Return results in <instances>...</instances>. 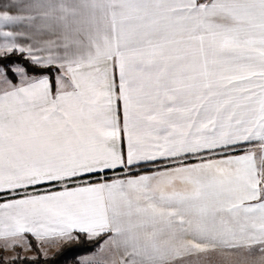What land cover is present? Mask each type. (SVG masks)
Wrapping results in <instances>:
<instances>
[{
    "label": "snow or ice",
    "instance_id": "6c2138e0",
    "mask_svg": "<svg viewBox=\"0 0 264 264\" xmlns=\"http://www.w3.org/2000/svg\"><path fill=\"white\" fill-rule=\"evenodd\" d=\"M0 193L6 247L84 234L107 238L80 264H264V0L0 5Z\"/></svg>",
    "mask_w": 264,
    "mask_h": 264
},
{
    "label": "trees",
    "instance_id": "16d2710c",
    "mask_svg": "<svg viewBox=\"0 0 264 264\" xmlns=\"http://www.w3.org/2000/svg\"><path fill=\"white\" fill-rule=\"evenodd\" d=\"M18 61L24 63V57L18 53L12 54L8 62ZM55 69L51 70L50 74L53 75ZM152 168L142 169L139 171H148ZM134 171L133 173H137ZM28 244L34 250L35 255L33 257L16 255L17 259L12 260L4 259L0 255V264H80L77 257L81 254L94 251L103 237L89 241L84 234H79V240L66 241L61 244L53 253L48 256H41L37 250L35 241L30 236H26Z\"/></svg>",
    "mask_w": 264,
    "mask_h": 264
},
{
    "label": "crops",
    "instance_id": "0c3cea01",
    "mask_svg": "<svg viewBox=\"0 0 264 264\" xmlns=\"http://www.w3.org/2000/svg\"><path fill=\"white\" fill-rule=\"evenodd\" d=\"M9 2H10V0H0V5H3V4L9 3ZM18 42H20V43H27V41L26 40H23V39L20 40V41H18ZM55 75H56V70L53 72V75H52V78L53 79H54ZM240 147L241 148H245V149H247V148L253 149L254 152L256 153L257 162H259L260 149H259L258 143H255L254 142V143H251V144H243ZM232 154L233 155H243L244 153L242 151H237V152H233ZM205 155H207V154H205ZM214 158L220 159V158H223V157L217 156V157H214ZM188 162L189 163H197L199 161L193 158V159H190ZM166 164H167V161H164V160H157L155 162L142 163L138 167H136V168L133 169L132 174L138 176V175H144V174H151L152 172H155V171H162V170H164V166ZM147 168H152V169L151 170H148V171H139V170L147 169ZM137 170H138L137 173H133L134 171H137ZM117 172L118 173L119 172H122V170L121 169H118ZM106 175L108 177H111L113 175V173L111 171H108L106 173ZM42 187H46V186H42ZM29 191H31V189H29ZM3 196H6V194L0 193V197H3ZM3 199L4 198H1L0 202H3ZM26 236H30L31 238L34 239V241L36 242V245H37L38 252L43 257L50 255L61 244H63L64 242H66V241H62V240L61 241L54 240V241H52L50 243H43V244H41V243L37 242L36 239L31 234H26ZM106 238L107 237H103L99 244H101L103 242V240L106 239ZM26 240H27V238H26ZM24 245L27 246V247H29V244L28 243L27 244H24ZM98 247L94 251H92V252H88V253H84V254L79 255L77 257L79 263L81 262L80 261L81 257H84L87 254L97 253ZM43 249L44 250H47L49 253L47 255H43L42 254V250ZM34 255H35V253H34ZM258 255L259 254L257 253V257H258ZM33 256H26V257H33ZM192 264H219V257L213 255L211 257H201L199 260H197L196 258H193L192 259Z\"/></svg>",
    "mask_w": 264,
    "mask_h": 264
},
{
    "label": "rangeland",
    "instance_id": "374dc122",
    "mask_svg": "<svg viewBox=\"0 0 264 264\" xmlns=\"http://www.w3.org/2000/svg\"><path fill=\"white\" fill-rule=\"evenodd\" d=\"M1 198H5V196L0 197ZM6 243H10V242H5L3 240H0V255L4 258V259H10L12 257H15L16 255H21V256H33L34 255V250L31 247H27L25 245H20L17 244L15 247H6ZM36 244V242H35ZM37 247V245H36ZM38 250V249H37ZM49 252L47 250H42V254L43 255H47ZM93 254L95 253H91V254H87L84 257H81L80 261L82 260V258H86V257H91L93 256Z\"/></svg>",
    "mask_w": 264,
    "mask_h": 264
}]
</instances>
